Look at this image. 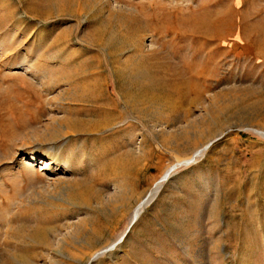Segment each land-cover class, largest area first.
Segmentation results:
<instances>
[{
    "label": "rangeland",
    "instance_id": "1",
    "mask_svg": "<svg viewBox=\"0 0 264 264\" xmlns=\"http://www.w3.org/2000/svg\"><path fill=\"white\" fill-rule=\"evenodd\" d=\"M0 264H264V0H0Z\"/></svg>",
    "mask_w": 264,
    "mask_h": 264
},
{
    "label": "water",
    "instance_id": "2",
    "mask_svg": "<svg viewBox=\"0 0 264 264\" xmlns=\"http://www.w3.org/2000/svg\"><path fill=\"white\" fill-rule=\"evenodd\" d=\"M171 173H172V172H171ZM169 176H170V173L165 177V179H162V180H160L159 182L161 183V182L166 181V180L169 178ZM133 224H134V221L130 224V226H129V228L127 229L126 233L129 231L130 227H131ZM123 238H124V235L122 236V238H121L120 241H122ZM118 243H119V242H118ZM118 243H115L114 245H112V247H109L108 249H106V250H104V251H102V252L97 253V254L92 258V260L95 259V258H97L101 253H104V252H106V251H108V250L113 249Z\"/></svg>",
    "mask_w": 264,
    "mask_h": 264
},
{
    "label": "bare ground",
    "instance_id": "3",
    "mask_svg": "<svg viewBox=\"0 0 264 264\" xmlns=\"http://www.w3.org/2000/svg\"><path fill=\"white\" fill-rule=\"evenodd\" d=\"M187 162V161H186ZM188 163V162H187ZM171 170L172 169H169V170H167V172L164 174V176L162 177V179H165V177L169 174V173H171ZM162 183V182H161ZM157 189H158V186H156L155 188H154V190L151 192L152 194H154L156 191H157ZM143 205V204H142ZM142 205H140L137 209H136V211H135V213H134V216H133V221H135L136 219H137V217H138V215H139V213H140V210H141V208H142Z\"/></svg>",
    "mask_w": 264,
    "mask_h": 264
}]
</instances>
